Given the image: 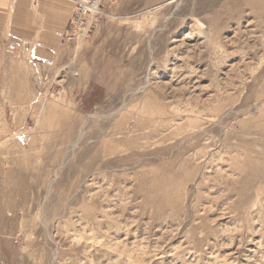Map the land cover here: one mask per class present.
<instances>
[{"label":"rangeland","instance_id":"rangeland-1","mask_svg":"<svg viewBox=\"0 0 264 264\" xmlns=\"http://www.w3.org/2000/svg\"><path fill=\"white\" fill-rule=\"evenodd\" d=\"M60 1L47 68L0 5V264H264V0Z\"/></svg>","mask_w":264,"mask_h":264},{"label":"crops","instance_id":"crops-1","mask_svg":"<svg viewBox=\"0 0 264 264\" xmlns=\"http://www.w3.org/2000/svg\"><path fill=\"white\" fill-rule=\"evenodd\" d=\"M7 0H0L3 5ZM60 0H37L36 5L31 6L30 0H14L12 4L13 21L12 37L7 41L5 47L9 55L5 60L14 61L26 68H47L53 53L58 49L60 41L65 38L66 29L71 18V8L61 2L63 6L56 8ZM1 7V6H0ZM57 12V13H56ZM9 19V18H8Z\"/></svg>","mask_w":264,"mask_h":264},{"label":"built area","instance_id":"built-area-1","mask_svg":"<svg viewBox=\"0 0 264 264\" xmlns=\"http://www.w3.org/2000/svg\"><path fill=\"white\" fill-rule=\"evenodd\" d=\"M99 0H77L76 2V15L78 12L96 14L98 11ZM97 10V11H96ZM74 23V18L69 22L70 25ZM68 31V30H67Z\"/></svg>","mask_w":264,"mask_h":264},{"label":"bare ground","instance_id":"bare-ground-1","mask_svg":"<svg viewBox=\"0 0 264 264\" xmlns=\"http://www.w3.org/2000/svg\"><path fill=\"white\" fill-rule=\"evenodd\" d=\"M97 11V10H96Z\"/></svg>","mask_w":264,"mask_h":264}]
</instances>
